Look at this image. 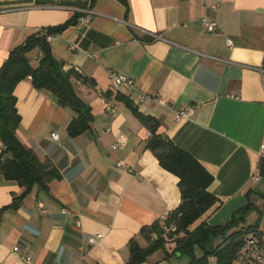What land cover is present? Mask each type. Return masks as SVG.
Segmentation results:
<instances>
[{
	"label": "crops",
	"instance_id": "crops-1",
	"mask_svg": "<svg viewBox=\"0 0 264 264\" xmlns=\"http://www.w3.org/2000/svg\"><path fill=\"white\" fill-rule=\"evenodd\" d=\"M83 1L94 11L90 23L78 19L47 40L65 70H79L73 82L92 108V128L69 137L72 110L30 79L16 86L18 138L56 172L48 191L35 186L17 209L7 207L24 188L0 175V264H127L130 240L138 237L146 248L142 228L180 205L179 178L147 148L150 131L115 98L119 91L214 177L209 191L221 205L206 222L226 224L251 201L257 209L249 216L254 222L261 213L264 244V0ZM78 8L0 0V68L13 48L67 22ZM205 17L218 22L215 32H207ZM29 56L37 66L40 50ZM109 69L135 80L151 100L139 104L138 92L114 91ZM108 91L115 115L102 105ZM190 105L194 114L179 119V109ZM120 139L123 147L113 150ZM119 160L132 171L118 167ZM174 248L167 243L141 264H180L174 258L183 254Z\"/></svg>",
	"mask_w": 264,
	"mask_h": 264
},
{
	"label": "trees",
	"instance_id": "trees-1",
	"mask_svg": "<svg viewBox=\"0 0 264 264\" xmlns=\"http://www.w3.org/2000/svg\"><path fill=\"white\" fill-rule=\"evenodd\" d=\"M125 2V0H121ZM70 4L84 7L83 0H37L38 5ZM94 2V0H90ZM81 14L74 12L67 22L51 26L29 36L25 42L13 48L0 68V140L3 150L0 155V175L7 180L17 181L24 188L23 192L14 197L7 208L17 209L22 200L30 194L35 186L48 191L47 180L56 172V167L49 160H40L31 149L27 148L18 138L21 117L14 94L16 86L23 80L30 79L35 89L48 92L57 104L75 113L69 123V137L76 138L91 130L93 122L92 108L78 92L73 79L77 77L76 68L64 69V63L55 58L47 35L59 34L75 24ZM41 52L37 66L31 64L29 53L35 49ZM86 84L88 80L82 78ZM113 92L106 93L111 98ZM116 99L125 103L132 113L149 129L150 139L147 148L158 159L161 167L179 178L181 191L180 205L169 213V223L177 225V232L165 235L159 222L142 228L140 235L148 240L149 245L142 248L138 237L129 242L130 257L127 264H141L156 251L165 249L167 243L175 245L172 253L179 252L189 256L186 264H255L252 252H261L263 234L260 230L261 213L251 224L247 225L250 213L257 209L251 202L235 211L226 224L212 226L206 219L221 205V201L210 191L214 177L189 152L176 146L172 140L160 130L158 119L139 112L130 98L117 92ZM260 171H264V161ZM250 193L247 194L249 197ZM264 199V194L261 195ZM157 234V239H152ZM254 240V244L249 242ZM202 251L198 257L196 250ZM171 253L166 251V257ZM168 258V257H167Z\"/></svg>",
	"mask_w": 264,
	"mask_h": 264
},
{
	"label": "built area",
	"instance_id": "built-area-1",
	"mask_svg": "<svg viewBox=\"0 0 264 264\" xmlns=\"http://www.w3.org/2000/svg\"><path fill=\"white\" fill-rule=\"evenodd\" d=\"M76 11L81 14V16L79 17V21L81 22V24L87 26L90 23L92 16L94 14L92 6H90V3L87 4L85 7L76 9ZM203 22L205 24L207 32H209V33L215 32L219 27L218 22H216L215 20H211L207 17H205L203 19ZM153 36L155 39H161L162 38L160 35H153ZM227 44L232 45V41L230 39H227ZM70 49L74 50V49H76V47L71 45ZM76 71L78 73H80L78 69H76ZM261 71L264 72L263 69H261ZM108 75L112 81V85H113L112 87H113L114 91L126 89V90H134V91L138 92V103L139 104L151 100V96L149 94L142 93L139 91L137 83L135 82V80H133V79L121 74V73H118V72L114 71L113 69L108 70ZM102 105L109 114H111V115L116 114L117 109H116L115 104L113 103L112 100H110L106 96H102ZM194 109H195V107L192 105L186 106V107H181L178 111V114H177L178 118L179 119L180 118H190L194 114ZM149 136H151L150 133H149ZM52 138L58 139V134L57 133L52 134ZM123 145H124V143H123L122 139H120L116 143L112 144L111 148L113 150H118L121 147H123ZM263 151H264V145L261 147V152H260L261 157H262ZM117 166L121 167V168L129 169V171H132V169L129 168V166H127V164L124 160H119V162L117 163ZM258 177H259V173H256L254 176V179L257 180ZM168 220H169L168 214L162 216L159 220L160 229L164 232L165 235H170V234H174L177 232V225L174 223H169ZM153 238L157 239L158 235L153 234ZM89 241L91 243H95L96 239L91 238ZM249 243L254 244L255 242H254V240H251ZM252 258H253L255 264H264V252H261V251L255 249L252 252ZM25 261L27 263H30L31 258H26Z\"/></svg>",
	"mask_w": 264,
	"mask_h": 264
},
{
	"label": "rangeland",
	"instance_id": "rangeland-1",
	"mask_svg": "<svg viewBox=\"0 0 264 264\" xmlns=\"http://www.w3.org/2000/svg\"><path fill=\"white\" fill-rule=\"evenodd\" d=\"M253 222L252 216H249L247 219V225L251 224ZM196 254L198 257L202 256V251L197 248ZM179 260L180 264H186L189 262L190 258L188 255L184 254L181 258L175 257L174 260ZM211 264H216L214 261Z\"/></svg>",
	"mask_w": 264,
	"mask_h": 264
}]
</instances>
